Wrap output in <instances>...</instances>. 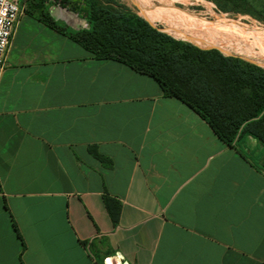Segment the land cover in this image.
Masks as SVG:
<instances>
[{
  "label": "crops",
  "instance_id": "1",
  "mask_svg": "<svg viewBox=\"0 0 264 264\" xmlns=\"http://www.w3.org/2000/svg\"><path fill=\"white\" fill-rule=\"evenodd\" d=\"M106 259L264 264V145L226 144L153 77L24 13L0 73V264Z\"/></svg>",
  "mask_w": 264,
  "mask_h": 264
},
{
  "label": "trees",
  "instance_id": "2",
  "mask_svg": "<svg viewBox=\"0 0 264 264\" xmlns=\"http://www.w3.org/2000/svg\"><path fill=\"white\" fill-rule=\"evenodd\" d=\"M30 1L26 13L35 15ZM93 14L88 30L62 26L44 9L38 17L97 58L119 61L153 77L164 95L188 105L226 144L250 135L264 145L263 69L216 49L174 40L137 16L103 18L96 10Z\"/></svg>",
  "mask_w": 264,
  "mask_h": 264
},
{
  "label": "rangeland",
  "instance_id": "3",
  "mask_svg": "<svg viewBox=\"0 0 264 264\" xmlns=\"http://www.w3.org/2000/svg\"><path fill=\"white\" fill-rule=\"evenodd\" d=\"M28 1L24 0L25 6H27ZM40 1H30L29 9L37 12V16L43 9L45 14H48L51 18H55L59 14V24L73 30H88L91 28L90 19L94 16L93 10H96L103 18L137 16L145 21L152 22L154 25L149 23L152 27L174 40L182 41L204 50L216 49L225 57H234L241 62L253 64L264 70V65L257 62L256 59H249L235 52H227L214 45H204L189 33L170 29L157 18L150 16L134 0H43V5L39 3ZM169 1L177 10L192 20H204L215 31L220 29L227 36H236L239 40L245 42L258 41L264 38V13H257L254 8L247 6L241 0ZM53 6L55 9H51ZM75 6H77V10H73ZM25 8L27 7H24V13H26ZM234 42L236 43V40Z\"/></svg>",
  "mask_w": 264,
  "mask_h": 264
},
{
  "label": "bare ground",
  "instance_id": "4",
  "mask_svg": "<svg viewBox=\"0 0 264 264\" xmlns=\"http://www.w3.org/2000/svg\"><path fill=\"white\" fill-rule=\"evenodd\" d=\"M150 16L157 18L170 29L183 31L195 37L202 44H210L227 52H235L249 59H256L264 65V38L245 42L236 36L230 37L219 30H214L204 20H192L177 10L169 0H134ZM236 40V43L234 41Z\"/></svg>",
  "mask_w": 264,
  "mask_h": 264
},
{
  "label": "built area",
  "instance_id": "5",
  "mask_svg": "<svg viewBox=\"0 0 264 264\" xmlns=\"http://www.w3.org/2000/svg\"><path fill=\"white\" fill-rule=\"evenodd\" d=\"M24 7V0H0V73L16 25L24 14ZM104 264H118V262L106 259Z\"/></svg>",
  "mask_w": 264,
  "mask_h": 264
}]
</instances>
